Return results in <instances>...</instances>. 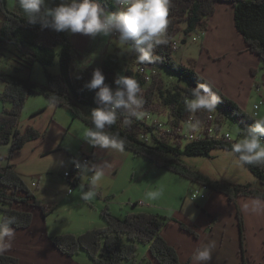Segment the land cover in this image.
Instances as JSON below:
<instances>
[{"label":"trees","instance_id":"trees-1","mask_svg":"<svg viewBox=\"0 0 264 264\" xmlns=\"http://www.w3.org/2000/svg\"><path fill=\"white\" fill-rule=\"evenodd\" d=\"M95 2L110 12L120 10L117 0H95ZM218 3H232L238 34L245 41L247 50L258 55L264 63V0H170L168 25L163 36L167 43L158 45L154 49V59L150 63H141L133 55L140 65L148 64L155 68H165L180 79L188 81L190 87L177 85L169 89L162 79L154 78L150 88H146L144 78L138 71H128L125 75L134 77L141 88L138 94L143 101L140 112H149L158 106L154 102L155 94L161 105L169 109L173 118L171 121L173 127H178L181 122L189 120L191 115L185 110L184 98L190 97L191 90L198 84H204L219 97L220 102L217 106L220 107L221 113H228L246 128L257 121L255 118L248 117L236 102L202 78L193 66H185L174 59L171 39L180 31L189 37L195 32L206 30L208 20L215 14ZM0 11L4 16L0 27V51L5 44H11L15 50L14 74L5 73L0 68V81L5 83L0 99L4 105L10 104V108L0 112V145H10L9 153L5 158L6 163L0 166V211L2 217H15V223L10 226L11 230H23L30 227L33 218L31 213L13 208L15 203L41 207L44 215H47L32 189L9 164L14 152L21 150L29 141L39 137V133L31 127L24 132L18 128L28 97L30 95L44 96L50 100L51 104L70 110L75 117L92 128L91 117L87 111L97 107L96 90L84 88V85L91 80L93 70L89 68L80 70L73 64V42L65 31L57 32L51 28H42L39 23L29 24L22 11L14 12L9 8L7 0H0ZM57 47L61 48L60 53H57ZM58 54L61 74L54 76L46 69V86L39 85L28 77H20L21 73H31L35 63L44 67L53 65ZM113 60L114 57L109 55L101 71L105 76V84L115 90L117 65ZM136 117L137 115L129 117L118 110L117 121L111 129L106 130V134L117 136L123 141L124 149L135 156L153 162L156 167L164 168L196 182L201 187L226 195L229 203H235L240 197H257L264 200V166L245 165L257 176L262 186V189H257L251 184H232L213 179L179 160L181 156L210 157L211 152L216 149L231 151L233 144L224 140L206 139L188 142L185 146L180 143L174 146L167 141L154 139L155 145H153L139 139V136L147 134L151 127L141 126ZM125 119H131L130 126L124 124ZM171 137L180 139L182 136L174 132L172 136L170 135ZM81 175L73 174L68 181L71 185L78 186ZM85 189L88 191L89 187ZM101 216L107 223L103 228L90 229L81 235H58L52 238L53 246L61 255L68 257L85 251L94 264H124L126 261H131L132 264H144L136 259L137 244H148L150 258L153 261L148 264H183L178 258L177 250L161 235V230L167 225L166 217L140 213L130 214L121 219L110 213L109 208L101 210ZM238 219L241 239L244 242L245 225L240 214ZM181 229L193 233L189 228L182 226ZM0 264L20 263L15 256L0 253Z\"/></svg>","mask_w":264,"mask_h":264},{"label":"rangeland","instance_id":"rangeland-1","mask_svg":"<svg viewBox=\"0 0 264 264\" xmlns=\"http://www.w3.org/2000/svg\"><path fill=\"white\" fill-rule=\"evenodd\" d=\"M60 2L61 0H59V3ZM7 3L12 11H22L15 0H7ZM227 4L231 5L232 3ZM232 9L234 10V7H232ZM234 18L233 26L235 27ZM3 20L4 16L0 11V27L3 23ZM206 31L207 29L204 31L200 30L193 33L189 37H186L183 31L178 32L175 37L171 39L174 59L178 63L185 64V66H193L197 72L198 65L200 64V70L205 74L201 75L200 72H198L202 76V78H204L206 81L207 79H209L215 82L219 87L223 86L225 93L229 96H227L228 98H231V96L237 98L240 96L239 93H241V91L235 84L233 79L241 75V69L244 63L243 58H240L237 54H235L233 46L227 38L220 39L217 42L214 41L211 45L210 51L204 48L202 37ZM65 32L73 42V64L77 68H80V70L86 68H89L91 70H94L96 68L101 69L104 61L108 58L109 55H111L114 57L113 62L117 65L116 76L125 75L128 71H136L139 63L137 62L133 54L124 51L122 49L123 46L118 44V34L113 33L109 37H104L102 35L91 37L88 35H83L81 33H71L70 31ZM60 51L61 48L57 47V53H60ZM14 52V47L11 44H5L0 51V68L4 70L5 73L14 74L15 72ZM59 59L60 56L58 54L53 65H49L47 67L35 63L31 73L25 72L19 75L21 78H27V76L29 75L31 76V81L34 80L33 82L42 86H46V69L50 72L51 75L57 76L61 74ZM142 66H146L148 68L152 65L146 64ZM155 72L156 73L152 76L151 81L147 82L144 79L146 88H150V86L153 84L154 78L156 80H158V78L162 79L163 83L166 84V87L169 89H172L177 85L183 86L185 88L190 87V83L188 81H185V79H180L177 75L170 73V71L165 68L156 67ZM258 85L259 86L255 85L256 87L255 89L253 88L254 91L248 96L247 101L243 94L242 97L238 99L248 103V111L254 109V102L256 100H258L256 103H262L261 107L263 106L262 99L258 98L259 92H257V87L261 88V96L264 97V84L259 82ZM4 87L5 83L3 81H0V93H2L1 90L3 91ZM218 91L223 94L221 90ZM154 102L155 104H158L156 108L149 112H140L138 110V115L136 118H138L141 126H150L151 122L153 121L161 123L162 130H154L155 127L153 126L154 128L150 129V131L144 135H147L159 141H167L170 145L175 146L180 143L185 146L186 143H188L185 140L186 136H182L180 139H177L175 137L170 138V135L172 136V134L174 133V127L171 122H169L171 124V127H169L168 121L173 120L169 109L161 105L162 103L159 101L157 95L155 94ZM0 103H2L1 99ZM219 108L220 107L216 105V109L213 112H201V115H198L197 122L199 124H202L203 127L197 126L196 128H201V130L204 129L207 133L210 131L209 129H212L214 132V138L211 139L213 140H224L221 136L225 133H228L232 136V139L237 142L238 139L242 138L243 130L246 129V127L240 124L238 120L230 116L228 113H221ZM92 109L93 108L88 109V115H90ZM0 110L2 109L0 108ZM209 113H212L214 115V118L211 120H209L207 117ZM245 114L248 117L258 120L257 117H253V114ZM180 127L183 134H188L190 132L196 131V129L190 128L188 124L181 123ZM168 130H170L172 133L170 134V131ZM72 141V145L75 146L76 149H80V146L82 147L83 145L77 139H72ZM107 150L104 151L107 152ZM229 153L230 151L226 149H216L211 152L210 157L181 156L179 160L183 162V164L211 176L213 179L232 184H251L252 187L262 189L257 176H255L245 166H243L242 168H237L234 163L235 157L231 156ZM83 155L89 157V161L87 164H90L92 162L91 154L79 153L78 150L76 155H74L75 157H77L76 162L81 161ZM105 155H107L106 158L108 159V154ZM130 156L131 157L128 160L123 158H118V160H116L117 164H119L117 165V169L114 172H109L108 175H104L102 177L99 183V185H101V188L96 189L97 195L93 199L88 201L82 200L80 198V195L82 190L86 191L85 188L90 186L91 175L88 174V179L86 178L83 182H79L78 186L71 185L70 192L74 190V193L67 196L66 194L68 190L66 184L68 183L66 182L73 174H75V176H78L82 173L80 172L77 174L73 172L70 173V177H67L66 173L72 171V167L74 165L73 164L72 167L64 172L63 175H59L58 173L54 174V180L58 183V185L52 187V189L56 188L55 191L44 194V201L48 203L51 201V199H53L54 202L60 203L52 213L48 210L49 208H47V206L43 205L41 202L42 206L46 210V214L48 215L47 211L50 214V216L46 219L48 220L49 225L51 224V227H49L47 233L54 235L58 233V235H81L90 229L93 230L103 228L105 225H107V223L101 216V210L107 208H109L110 213H112L114 216L121 217V219L130 214L140 213H151L152 215H161L163 217L172 218L173 216H177L179 214L178 212H181V214H183L182 203L186 202L187 205L189 204V202H194L195 204L196 202L199 203V201H201L197 196L193 200L190 199L191 194L195 191V189H198L199 187L196 182L191 183L184 178L182 179V176L173 172H169L164 168L156 169V167H153V164L145 158L134 156L132 154ZM34 181L35 183H33V186H36L37 180L34 179L33 182ZM191 184L193 185V187H191ZM153 191H158L160 193L158 198L151 199L148 197L147 193ZM24 205L28 204L15 203L13 205V208L17 209L18 211L31 213L33 218L32 222H34L33 213L31 211H24L23 208H20ZM28 206L32 207L31 205ZM31 209L32 211L35 209L41 210V207H32ZM183 210H185V212H183L186 213L187 206ZM41 211L44 215L43 210ZM47 215L44 216L47 217ZM165 220L168 223V220ZM137 246V261L148 264L149 245L137 244ZM87 254V252L82 251L77 255L70 256V258L77 264H94ZM16 258L19 259L18 257ZM124 264H132V262L126 261Z\"/></svg>","mask_w":264,"mask_h":264},{"label":"crops","instance_id":"crops-1","mask_svg":"<svg viewBox=\"0 0 264 264\" xmlns=\"http://www.w3.org/2000/svg\"><path fill=\"white\" fill-rule=\"evenodd\" d=\"M15 2L17 3V0ZM59 4V0H46L47 7H55ZM232 7H234L232 4L227 3L216 5V13L208 20L207 31L202 37V42L204 48L210 51L214 41L227 38L233 46L235 54L243 58L241 75L233 79L241 91L240 96L237 98L231 96L229 99L236 101L245 113L252 115L253 110H247L248 103L238 99L243 94L247 101L248 96L254 91L253 88L259 86V82L264 84V63L258 55L247 50L245 41L238 34L237 29L235 30L233 26L235 14ZM197 70L201 75L204 74L200 70V64ZM207 81L215 89L221 90L226 97L228 96L223 86L219 87L209 79ZM257 90L258 98L262 99L263 106L259 109L258 116L253 114V117L260 120L264 119V97L261 96V88L257 87ZM0 108L8 109L10 104L0 103ZM29 127L37 131L39 137L29 141L21 150L14 152L9 164L28 183L36 198L52 213L60 202L56 203L51 199L47 203L44 201V194L55 191L56 188L52 189V187L58 183L54 180V174L63 175L75 164L77 157L74 155L77 150L79 153L91 154L92 162L87 166L89 168L98 166V170L103 173V176L117 169L119 164L116 160L118 158L128 160L131 154L134 155L123 147L120 150L90 144L84 139V134L89 127L75 117L70 110L51 104L50 100L44 96L30 95L25 103L18 128L24 132ZM72 139L80 141L83 144L82 147L76 149L72 145ZM9 149L10 145H0V166L5 165ZM105 154H108V159ZM151 163L153 167H156L153 162ZM88 174L92 176L91 172L82 173L80 183L88 177ZM34 179L37 180L36 186H33ZM66 183H68L66 184L68 190L66 195L68 196L73 194L74 190L70 192L71 184L69 181ZM191 187H193L192 184ZM199 187L195 190H199L205 197L200 198L199 203L189 202L187 205L186 202L182 203L183 214L178 212L177 216L166 217L168 223L161 230V235L166 239V242L177 250L180 262L197 264L193 259L197 248L207 245L209 242H215L212 260L209 264H264V200L257 197H240L235 203H229L226 195L213 192L209 188ZM99 188L101 185L97 189ZM185 205L187 206L186 213L183 210ZM20 208H23L24 211H31L34 215V222L27 229L11 230L10 236L0 235V253L15 255L19 258L20 264H77L70 257L61 255L53 246L52 238L59 233L56 235L47 233L51 227V224L49 225L46 220L50 216L48 211L46 217L40 209L32 211V207L28 205ZM238 214L243 218L245 225L244 242L241 239ZM182 226L189 228L193 233L181 229ZM0 233H2L1 229ZM149 262H153L150 253Z\"/></svg>","mask_w":264,"mask_h":264},{"label":"clouds","instance_id":"clouds-1","mask_svg":"<svg viewBox=\"0 0 264 264\" xmlns=\"http://www.w3.org/2000/svg\"><path fill=\"white\" fill-rule=\"evenodd\" d=\"M17 3L27 22L32 25L39 23L42 28L91 37H109L116 33L122 49L134 54L141 63L152 62L154 49L167 43L163 36L168 25L170 0H117L120 6L117 12L105 10L95 0H61L55 7H47L46 0H17ZM114 84L115 90L105 84L103 72L96 68L91 80L84 85L88 90H96L97 104L90 112L92 128L86 130L84 139L92 145L122 150L123 141L117 136L107 135L106 130L116 123L118 110L129 117L136 116L143 101L138 95L141 92L140 85L134 77L118 75ZM219 102V97L209 86L198 84L191 90L190 97L184 98V107L190 114L202 110L213 112ZM131 123V119L124 120L126 126ZM195 126L189 122L190 128ZM229 154L235 157L237 168L245 165L264 166V119L257 120L244 129L242 138L232 145ZM76 166L81 173H92L89 190H82L80 195L82 200H91L97 195L96 189L103 173L98 170V166ZM147 195L156 199L160 193L153 191ZM14 223L13 216L0 217V229H3L0 235L10 236V226ZM214 248L215 242L198 247L193 259L197 264H209Z\"/></svg>","mask_w":264,"mask_h":264},{"label":"built area","instance_id":"built-area-1","mask_svg":"<svg viewBox=\"0 0 264 264\" xmlns=\"http://www.w3.org/2000/svg\"><path fill=\"white\" fill-rule=\"evenodd\" d=\"M147 67L146 66H142V65H140V64H138V66H137V68H136V71H138L141 75H142V77L147 81V82H149V81H151V79H152V76L156 73L155 72V68L153 67V66H149L147 69H146ZM261 105H262V103H255L254 104V112H253V114L254 115H256V116H258V110L260 109V107H261ZM201 112L203 113V112H205V113H207V111H200V112H197V113H195V114H191V116H190V118H189V120H187L186 122H181V123H184V124H188L189 125V122H191V123H193V124H195L196 126L194 127V129H196V131L195 132H190V133H188V134H183V132H182V130H181V127H180V125L178 126V127H174V130H173V132H175L177 135H180V136H186L185 137V140L187 141V142H192V141H195V140H198V141H202V140H205V139H211V138H214V132H213V130L212 129H209L210 131L207 133V132H205V130L203 129V130H201V128H196L197 126H199V127H203L202 126V124H199L198 122H197V120H198V115L200 114L201 115ZM207 117H208V119L209 120H211V119H213L214 118V115L211 113H209V115H207ZM169 122H171V120L170 121H168V123ZM180 123V124H181ZM150 124V123H149ZM155 127V129L154 130H158V131H161L162 130V124L161 123H157V122H151V125L149 126H147V127H151V129L152 128H154ZM169 127H171V124L169 123ZM168 131H170V130H168ZM170 134L172 133L171 131L169 132ZM222 139H224L225 141H228V142H230L231 144H234L235 143V141L232 139V136L230 135V134H228V133H225V134H223L222 136ZM139 139L141 140V141H143V142H148V143H150V144H153L154 145V143H155V140L152 138V137H149V136H147V135H141V136H139ZM88 161H89V157L87 156H82V158H81V161H79V162H76V164H74L73 165V167H72V171L71 172H69V173H66V176L67 177H70V173H80V169L79 168H77V164H79V165H81V166H85V164H87L88 163ZM199 197V198H203V197H205L199 190L197 191V190H195L192 194H191V197H190V199L191 200H193L195 197Z\"/></svg>","mask_w":264,"mask_h":264}]
</instances>
